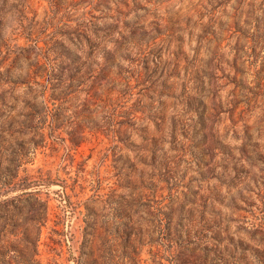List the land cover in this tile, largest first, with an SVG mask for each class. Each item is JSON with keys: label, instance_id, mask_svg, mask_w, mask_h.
<instances>
[{"label": "rangeland", "instance_id": "374dc122", "mask_svg": "<svg viewBox=\"0 0 264 264\" xmlns=\"http://www.w3.org/2000/svg\"><path fill=\"white\" fill-rule=\"evenodd\" d=\"M0 264H264V0H0Z\"/></svg>", "mask_w": 264, "mask_h": 264}, {"label": "trees", "instance_id": "16d2710c", "mask_svg": "<svg viewBox=\"0 0 264 264\" xmlns=\"http://www.w3.org/2000/svg\"><path fill=\"white\" fill-rule=\"evenodd\" d=\"M54 116V115H53Z\"/></svg>", "mask_w": 264, "mask_h": 264}]
</instances>
